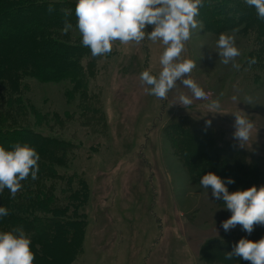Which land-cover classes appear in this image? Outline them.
<instances>
[{"label":"rangeland","instance_id":"rangeland-1","mask_svg":"<svg viewBox=\"0 0 264 264\" xmlns=\"http://www.w3.org/2000/svg\"><path fill=\"white\" fill-rule=\"evenodd\" d=\"M200 11L195 18L201 19L202 27L192 31L181 56L195 61L187 75L207 95L187 106L181 105L178 97L181 93L191 96V91L179 81L165 99L149 95L141 84V71L151 68L156 74L160 70L163 45L159 41H114L111 52L91 60L88 87L79 92L82 97L72 93L74 81L70 79L44 82L15 76L12 70L0 72V124L32 128L45 138L69 144L70 155L67 153V161L58 171L74 187L79 179L85 181L89 196L83 208V251L71 264H224L217 256L226 260L221 254L230 252L232 246L210 247L208 242L227 237L238 241L247 235L239 225L227 233L220 228V221L230 212L192 179L170 133L178 123L191 130L218 127L234 142L233 148L246 153V160L264 154V66L250 68V34L245 30L227 32L240 50L235 57L240 67L224 64L215 43L219 34L206 29L203 4ZM42 14L47 19L53 17L50 12L24 14L10 29L1 24L0 33L6 30L12 34L22 24L34 25ZM147 30L151 31V26ZM58 37L82 45L75 26L62 29ZM83 58H92L89 48ZM215 99H219L220 110L209 112L205 105ZM240 110L254 122L243 147H238L232 136V114ZM208 116L210 125L204 120ZM223 117L226 125L220 122ZM16 142L21 140L0 145L11 150ZM191 150L199 159L205 148L195 144ZM61 184L65 187V182ZM262 236L264 226L256 225L248 238L256 241Z\"/></svg>","mask_w":264,"mask_h":264},{"label":"trees","instance_id":"trees-1","mask_svg":"<svg viewBox=\"0 0 264 264\" xmlns=\"http://www.w3.org/2000/svg\"><path fill=\"white\" fill-rule=\"evenodd\" d=\"M75 4L76 1L72 0H0V25L5 23L7 29L13 26L18 16L24 14H53L51 19L43 14L37 16L34 25L15 27L16 33L11 34L6 30L0 33V72L12 70L15 76L31 77L44 82L70 79L74 81L72 93L79 94L87 89L91 60L96 56L84 61L88 47L58 37V32L64 29L65 21L75 26ZM50 5L52 11H49ZM203 10L204 24L212 33L233 32L234 29L248 32L252 41L250 60L255 59L250 68H263L264 20L257 18L254 7L246 5L244 0H203ZM80 94L81 97L84 95L82 92ZM172 129L170 133L175 137L176 149L195 182H199L201 175L211 171L222 178L231 177L235 180L234 184L228 185L230 192L252 185H264V154L246 160V153L232 147L234 142L224 137L225 131L222 128L197 126V129L191 130L178 123ZM7 140H21V144L26 142L32 145L40 159L35 180L29 174L20 182L22 187L14 197L7 188L0 192V206L8 210V215L0 218V231L22 227L31 237L30 248L35 253L33 264H71L83 251L86 229L83 208L89 196L84 180L79 179L74 187L72 181L66 180L58 171V168L65 165L71 146L45 138L32 128L0 124V143ZM194 143L205 148L199 159L192 155L191 146ZM61 182H65V187ZM59 192L63 194L62 197ZM235 242L227 237L208 242V245H219L227 249L229 245L233 247ZM210 255L216 254L210 251ZM221 255L225 258L224 253ZM203 256L207 258V254ZM48 257L50 260H47ZM217 259L224 261V264L248 262L239 257H233V262L218 256Z\"/></svg>","mask_w":264,"mask_h":264},{"label":"clouds","instance_id":"clouds-1","mask_svg":"<svg viewBox=\"0 0 264 264\" xmlns=\"http://www.w3.org/2000/svg\"><path fill=\"white\" fill-rule=\"evenodd\" d=\"M249 7H254L257 18L264 20V0H244ZM203 0H76L75 27L81 35L82 46L90 49L93 57L111 52L114 41L121 44L129 42L140 43L147 39L159 41L163 51L159 56L160 70L153 74L151 68L139 73L141 84L145 91L158 99H165L170 90L176 87L177 81L191 91V96L181 93L178 97L181 105H190L193 99L206 97L204 89L187 74L196 66L190 58H182L186 42L191 38L192 31L200 21L199 8ZM49 11H52L51 5ZM151 26V31L147 27ZM72 28L65 21L64 31ZM235 29L233 30V32ZM218 56L224 64L232 63L239 69L235 57L240 50L235 44L234 36L225 32L219 34L216 40ZM250 63H255L253 58ZM232 99L237 100L236 96ZM209 112L220 110L219 99L205 105ZM234 117L232 134L243 147L249 140L254 122L244 114L243 110L232 114ZM211 124V121H206ZM39 153L28 143H17L11 150L0 145V192L7 188L11 196L22 187L21 181L31 175L37 178L39 171ZM231 177L222 178L209 171L199 178L201 189L210 192L212 200H220L225 210L230 212L227 219L220 221V228L225 233L237 225L247 235L235 242L230 252L225 254L226 260L239 257L249 264H264V236L253 241L248 238L254 226H264V185H252L246 189L229 191L228 185L234 184ZM8 215V210L0 206V218ZM31 237L22 227H14L8 231H0V264H33L35 253L30 248Z\"/></svg>","mask_w":264,"mask_h":264},{"label":"crops","instance_id":"crops-1","mask_svg":"<svg viewBox=\"0 0 264 264\" xmlns=\"http://www.w3.org/2000/svg\"><path fill=\"white\" fill-rule=\"evenodd\" d=\"M209 116H211L212 118H213V117H215V116H214V115H212V114H211V115H209ZM209 116L207 117L208 119H207V118H206V119H204V120H205V122H206V120H207V121H211V117H209ZM215 118H216V117H215ZM223 118H224V117H223ZM220 120H221L220 122H222V124H225V123L227 122V121L225 120V118H224V120H222V119H220ZM214 123H215V122H214ZM215 124H216V123H215ZM225 125H226V124H225Z\"/></svg>","mask_w":264,"mask_h":264},{"label":"built area","instance_id":"built-area-1","mask_svg":"<svg viewBox=\"0 0 264 264\" xmlns=\"http://www.w3.org/2000/svg\"><path fill=\"white\" fill-rule=\"evenodd\" d=\"M209 99V97L207 96V100Z\"/></svg>","mask_w":264,"mask_h":264}]
</instances>
